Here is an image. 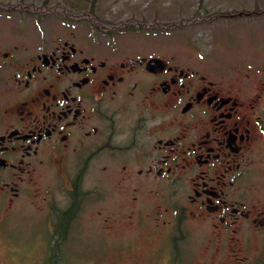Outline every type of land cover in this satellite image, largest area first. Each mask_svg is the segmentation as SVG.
I'll list each match as a JSON object with an SVG mask.
<instances>
[{
	"label": "flooded vegetation",
	"instance_id": "flooded-vegetation-1",
	"mask_svg": "<svg viewBox=\"0 0 264 264\" xmlns=\"http://www.w3.org/2000/svg\"><path fill=\"white\" fill-rule=\"evenodd\" d=\"M79 10L72 15H86ZM41 15L35 0L0 1V214L29 194L37 166L60 162L75 175L51 236L58 224L68 235L97 161L157 189L183 188L181 211L216 235L264 234V198L254 197L264 179V65L208 75L173 56L121 51L100 39L104 25L53 33Z\"/></svg>",
	"mask_w": 264,
	"mask_h": 264
},
{
	"label": "rangeland",
	"instance_id": "rangeland-1",
	"mask_svg": "<svg viewBox=\"0 0 264 264\" xmlns=\"http://www.w3.org/2000/svg\"><path fill=\"white\" fill-rule=\"evenodd\" d=\"M35 1L42 8V25L56 34L89 33L94 14L107 31L100 39L113 40L121 51L173 56L208 75L264 65V12L219 16L230 8L262 11L264 0ZM54 6L55 13L46 11ZM79 9L86 15H72ZM74 175L60 162L56 169L49 163L36 167L26 185L29 194L0 214V264H48L54 209L65 206ZM83 188L86 199L59 247L61 264H264V234L250 240L243 233L232 240L216 235L211 222L181 211V187L157 189L154 180L124 176L115 167L101 171L94 161ZM254 195L264 198V179Z\"/></svg>",
	"mask_w": 264,
	"mask_h": 264
},
{
	"label": "trees",
	"instance_id": "trees-1",
	"mask_svg": "<svg viewBox=\"0 0 264 264\" xmlns=\"http://www.w3.org/2000/svg\"><path fill=\"white\" fill-rule=\"evenodd\" d=\"M78 16H85V15H78ZM89 16H91L92 18L90 19L92 24L94 25H102L103 21L98 20V18L96 17V15H92L90 14ZM58 226L60 227V225H57V230L55 232V236H51L48 248H47V262L48 264H61V255H60V251H59V247L62 246L61 244L64 243V241L66 240V236L67 234L65 233H61L58 230ZM70 229V228H69ZM69 233V232H68Z\"/></svg>",
	"mask_w": 264,
	"mask_h": 264
},
{
	"label": "water",
	"instance_id": "water-1",
	"mask_svg": "<svg viewBox=\"0 0 264 264\" xmlns=\"http://www.w3.org/2000/svg\"><path fill=\"white\" fill-rule=\"evenodd\" d=\"M153 61H156L155 59Z\"/></svg>",
	"mask_w": 264,
	"mask_h": 264
}]
</instances>
